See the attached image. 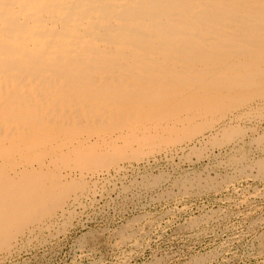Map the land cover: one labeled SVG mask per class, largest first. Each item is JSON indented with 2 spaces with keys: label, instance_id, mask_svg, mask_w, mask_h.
<instances>
[{
  "label": "bare ground",
  "instance_id": "bare-ground-1",
  "mask_svg": "<svg viewBox=\"0 0 264 264\" xmlns=\"http://www.w3.org/2000/svg\"><path fill=\"white\" fill-rule=\"evenodd\" d=\"M260 99L264 0H0V264L126 162L241 147L247 131L232 121L262 118ZM253 128L249 141L264 147ZM253 171L264 178V158L220 182L187 173L174 183L192 195ZM142 219L126 220L120 240L144 232Z\"/></svg>",
  "mask_w": 264,
  "mask_h": 264
},
{
  "label": "rangeland",
  "instance_id": "rangeland-1",
  "mask_svg": "<svg viewBox=\"0 0 264 264\" xmlns=\"http://www.w3.org/2000/svg\"><path fill=\"white\" fill-rule=\"evenodd\" d=\"M261 88L263 87H257L256 92L254 90L250 93L239 90L230 94L231 96L223 94L222 101L235 103L238 100V103H241L244 102L240 101L242 97L247 96L248 100L259 95ZM224 98L228 99L224 100ZM263 100L253 102L252 107L256 109L264 107ZM253 116L249 115L246 119L242 117L240 120L233 119V123L239 122V125L245 128L244 133L247 131L243 142L246 144L241 143V147L234 150H230L229 147H217L213 156L203 154L201 157L188 158V155H185L181 158L180 155H173L174 161L171 158L168 159L169 157L162 152V154L157 153L154 160L148 163L142 160L132 163L131 167L126 162V168L119 176L114 171L111 172V182L108 181L110 185H107V181L104 185L103 181H99L101 186L97 185V187L102 189L97 188L96 195L92 196L91 193L84 198L82 206H77L72 217L64 220L60 215H56L54 219L60 218L58 221L60 223L53 219L54 227L51 225L44 228L45 231L42 230L39 233V236H42L26 244L29 247L21 244L17 253L4 257L1 263L264 264V178L256 177L253 171V175L246 174L240 176L241 178L237 177L239 179L235 178L230 183L224 182V187L220 185L219 188L215 187L216 190L215 188L203 189L192 195L180 192L174 183L180 175L187 173L201 176L204 174L207 176L209 173V176L220 182L225 175L236 173V169L241 164L264 158V147L262 145L257 147L258 144L253 143L254 139L249 141L251 137H254L250 133L253 127H258L259 132L264 130V115L254 120ZM242 119L244 120L241 121ZM261 148L262 150H259ZM240 154L246 158L236 163L232 161L233 156H240ZM156 177H159L156 184L142 185L144 179L154 181ZM133 218H143L135 224V227L143 228L144 232L140 231L141 235L139 236L140 233H138L134 237L138 242H135L134 238L120 240L116 232ZM195 219L198 223H195Z\"/></svg>",
  "mask_w": 264,
  "mask_h": 264
}]
</instances>
